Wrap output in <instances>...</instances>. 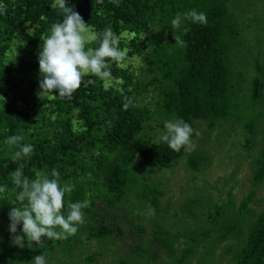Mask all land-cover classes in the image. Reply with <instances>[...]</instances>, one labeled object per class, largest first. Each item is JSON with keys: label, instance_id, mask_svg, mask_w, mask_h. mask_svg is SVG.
I'll return each mask as SVG.
<instances>
[{"label": "trees", "instance_id": "1", "mask_svg": "<svg viewBox=\"0 0 264 264\" xmlns=\"http://www.w3.org/2000/svg\"><path fill=\"white\" fill-rule=\"evenodd\" d=\"M53 2L0 0L6 9L0 12V264L28 263L41 254L50 263L58 245L67 254L79 246L83 242L80 233L107 242L115 235V224L109 222L106 209L125 207L131 191L140 185L130 167L132 158L139 155L148 168H171L186 152L182 149L177 153L158 142L164 120L183 119L195 133L197 119L213 127L234 115L238 107L231 68L234 62L229 61L230 46L225 39L237 31L233 27L235 14H229L226 0H121L119 7L110 0H67L88 23L90 34L110 28L119 36L120 49H127L126 67L112 64L107 88L105 81L88 77L71 99H60L58 91L49 99L38 97L41 38L49 34L51 25L62 21L58 10L51 7ZM193 9L206 14L207 23L184 20L174 29L171 21L176 14L183 16ZM174 34L183 40L182 46L176 44ZM98 46V42L86 44V48ZM144 75L151 79L142 81ZM162 80L169 84L152 106L146 92ZM263 86L260 78H253V101L260 98ZM127 100L132 103L124 110ZM157 122L162 131L150 140ZM247 125L251 128L254 122ZM13 135L23 136L21 143L33 146L30 157L13 161L18 147L5 144ZM188 162L197 168L200 156H192ZM258 164L257 180L264 178V151ZM21 165L22 176L29 180L45 175L52 178L55 170L61 186L71 187V193L64 197L65 214L69 202L90 203L82 210L85 223L75 235L61 240L44 237L39 245L28 244L25 238L23 248L14 245L9 211L19 206L16 196L20 189L12 173ZM142 187L136 191L143 197L141 203L145 207L150 204L157 213L160 190L145 183ZM247 202L243 201V207ZM221 214L218 207L217 216L213 215L216 224H220ZM229 223L224 225L223 238L234 235L240 239L241 222ZM138 229L145 230L143 226ZM160 230L155 239L168 245L167 229ZM16 234L23 235L22 224ZM193 241L197 242V237ZM143 251L147 252L146 246L136 245V254L142 256ZM193 252L184 249L177 264H185ZM100 254L95 251L87 259L94 260ZM120 264H127V260ZM228 264H264V212L243 242L240 239Z\"/></svg>", "mask_w": 264, "mask_h": 264}, {"label": "rangeland", "instance_id": "2", "mask_svg": "<svg viewBox=\"0 0 264 264\" xmlns=\"http://www.w3.org/2000/svg\"><path fill=\"white\" fill-rule=\"evenodd\" d=\"M226 2L229 14H235L233 27L237 31L235 36L225 37L230 46L229 61L235 63L231 67L238 93L234 115L219 120L213 127L204 119H197L192 138L194 150L186 151L171 168H148L136 154L130 167L137 174L140 187L131 191L125 207L106 209L109 222L115 224V235L107 242H100L80 233L83 242L79 246L67 254L58 245L51 262L48 260L50 263L46 264H120L123 259L127 264H177L186 248L194 252L185 264H228L233 260L240 239L243 242L252 224L264 212V178H256L258 161L264 151V86L259 99L253 101L251 96L253 78L258 77L264 83V0ZM149 79L151 76L144 75L142 81ZM168 84L169 81L162 80L149 86L146 96L152 106ZM252 121L254 125L250 128L247 124ZM156 125L150 140L162 131L161 124ZM192 156H200L197 168L189 165ZM144 183L160 190V209L154 216L148 215L147 207L141 203L143 197L136 194ZM218 207L222 210L218 217L220 224L214 220ZM230 221L241 222L240 239L234 235L223 238L224 225L232 224ZM138 226L145 230L141 232ZM162 228L168 231V245L155 239V233ZM196 237L198 241L194 242ZM140 243L147 247L142 256L136 254V245ZM95 251L101 254L88 261ZM32 261L15 264H32Z\"/></svg>", "mask_w": 264, "mask_h": 264}, {"label": "clouds", "instance_id": "3", "mask_svg": "<svg viewBox=\"0 0 264 264\" xmlns=\"http://www.w3.org/2000/svg\"><path fill=\"white\" fill-rule=\"evenodd\" d=\"M110 2L119 7L121 0ZM51 7L58 10L62 21L51 25L49 34L41 38L43 44L38 53V61L42 79L39 82L41 91L37 93L38 97L49 99L58 91L60 99H71L88 77L105 81L107 88L111 80L112 64L126 67L123 62L127 49H120L119 36L110 28H106L102 33L90 34L88 23L67 5V0H54ZM4 11L5 6L0 5V12ZM184 20L195 24L207 23L206 14L193 9L183 16L177 13L171 21L173 28L179 29ZM184 31L186 34L187 29ZM174 38L176 44L183 45L180 36L174 34ZM89 42H98L99 46L86 48ZM131 103V100H127L123 105L124 110H127ZM193 133L192 126L183 119L168 120L164 122V131L160 134L158 142L166 143L177 153L182 149L192 151L195 148L191 139ZM23 139L21 135H13L5 140V144L18 147L12 156L13 161L30 157L33 152L32 145L21 143ZM22 170L23 165L12 173L14 183L20 189L16 196L19 206L9 211V230L13 234L14 245L23 248L25 238L28 244L39 245L44 237L48 240H61L75 235L79 226L85 223L82 210L89 207L90 203L69 202L65 214L62 211L65 209L64 197L70 194L72 189L68 185L61 186L58 173L53 170L52 178L45 175L29 180L22 176ZM147 212L150 216L155 215V210L150 204L147 206ZM21 224L23 235H17L18 226ZM32 264H46L45 256H36Z\"/></svg>", "mask_w": 264, "mask_h": 264}]
</instances>
